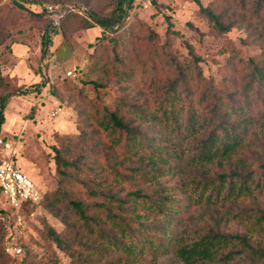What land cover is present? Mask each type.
Returning <instances> with one entry per match:
<instances>
[{"label": "trees", "instance_id": "1", "mask_svg": "<svg viewBox=\"0 0 264 264\" xmlns=\"http://www.w3.org/2000/svg\"><path fill=\"white\" fill-rule=\"evenodd\" d=\"M195 1L217 33L224 35L245 24L250 43H263L260 54L246 59L232 45L228 61L220 67L218 84L203 75L202 58L188 42L184 43L187 55L181 57L169 37L161 41L142 22L140 29L126 28L135 0H108L103 9L88 11L84 27H101L98 40L108 38L112 46L111 51L91 57L102 54L105 73L112 71L126 86L114 109L76 106L78 132L56 136L57 188L42 190L40 204L56 215L64 214L65 232L46 224V235L70 257L71 264H264L261 241L222 226L229 216L251 223L264 221V0H212L206 6ZM84 2L75 3L81 8ZM28 4L44 1L0 0V47L9 52L8 30L44 16ZM44 10L53 17L42 36L44 45H49L50 31L57 32L53 21L58 10ZM64 19H59L60 25ZM124 29L121 44L111 34ZM60 83L72 85L68 76ZM89 83L96 88L104 85L98 80ZM139 87L159 104L165 123L170 118L176 124L182 140L191 138V155L182 175L191 180L196 201H188L181 211L161 181L166 161L148 155L160 137L153 125L138 124L139 120L155 123L146 110L150 104L129 92ZM0 88L12 89L1 70V52ZM14 90L7 96L33 92L32 87ZM7 96L1 97L0 130ZM170 105L176 109L169 111ZM191 207L203 209L201 218L195 219ZM35 208L24 203L22 213L28 217ZM34 259V250L27 248L22 261L30 264ZM33 263L58 264L55 260Z\"/></svg>", "mask_w": 264, "mask_h": 264}, {"label": "rangeland", "instance_id": "2", "mask_svg": "<svg viewBox=\"0 0 264 264\" xmlns=\"http://www.w3.org/2000/svg\"><path fill=\"white\" fill-rule=\"evenodd\" d=\"M43 1L42 5L28 4V7L36 12H43L44 16L32 17L8 30L10 52L4 46L0 47L1 70L12 87L11 91L0 88V104L1 97L7 96L13 89H33V92L12 93L6 98L5 122L1 125L0 139L9 142L11 149L6 150L0 145V159L12 157L41 190L52 192L57 188L58 181L53 146L57 144V135L78 132L80 112L76 106L89 104V108L108 106L114 109L126 83L113 76L112 71L105 73L107 62L102 54L98 59L91 57L98 51L102 53L104 50H112L108 38L98 40L103 35L102 28L97 25L84 27L88 11L103 9L108 0H88L89 3L84 0L85 4L81 8L75 3L78 0ZM211 1L200 0L205 6ZM49 6L58 10V16L53 21L57 32L50 31L52 44L44 45L42 36L46 25L53 18L44 10H50ZM68 11L75 14L68 15ZM63 18L65 19L60 25L59 19ZM139 22L155 30L161 41L169 37L174 51L181 57L187 55L184 43L188 42L202 58L200 66L203 75L212 77L216 84L220 81V67L228 61L232 45L240 48L245 59L260 54L262 50L263 43L260 41L250 43L252 37L248 35L249 27L245 24L232 27L224 35L217 33L199 13L195 0H135L129 11L126 28L136 25L140 29ZM125 30L111 36L118 38L122 44L125 42ZM68 70H73V74L67 75ZM65 76L70 78L72 85H61ZM83 80L88 82L84 83ZM89 80H98L104 85L96 88ZM46 81L47 84L43 87ZM36 84H39L40 90H36ZM129 90L139 102L150 104L146 110L156 124L142 120L138 124L142 127L151 124L159 134L160 141L148 155L159 162L166 161L161 181L167 188V193L180 204L181 211V206L188 201H196V193H191V180L182 175V168L188 164L191 155V138L185 137L182 140L175 129L176 124L170 118L165 123L161 118L162 112L158 110L159 104L150 99L146 90L141 87ZM172 109L175 110L176 106L170 105L168 110ZM53 111H57L56 116H52ZM0 209L4 210L3 215H0V264H25L22 260L27 248L31 247L36 259L28 261L30 264H35L33 262L37 260L71 264L70 257L46 235V224L61 234L65 232L64 214L56 215L50 208L40 204L28 217L23 214L22 224L16 225L14 215L3 196H0ZM190 210H193L195 219L201 218L204 213L203 209L196 207H191ZM228 218L229 220L224 218L222 223L225 230L245 233L253 241L258 240L264 244V221L251 223L240 216ZM8 242L12 246H20L22 251H7Z\"/></svg>", "mask_w": 264, "mask_h": 264}, {"label": "built area", "instance_id": "3", "mask_svg": "<svg viewBox=\"0 0 264 264\" xmlns=\"http://www.w3.org/2000/svg\"><path fill=\"white\" fill-rule=\"evenodd\" d=\"M49 9L52 10V6H49ZM66 74L72 75L73 70H68ZM56 114L57 111L52 112V116H56ZM0 145L6 150L11 149V144L3 139H0ZM0 190L14 215L16 225H21L24 220L23 204L30 203L39 206L43 197L42 190L10 156L0 159ZM6 244L9 252L20 253L22 251L20 246H12L10 242Z\"/></svg>", "mask_w": 264, "mask_h": 264}]
</instances>
